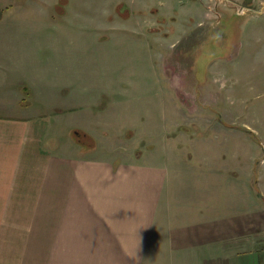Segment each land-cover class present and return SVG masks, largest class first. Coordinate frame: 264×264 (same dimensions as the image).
<instances>
[{
  "label": "rangeland",
  "instance_id": "374dc122",
  "mask_svg": "<svg viewBox=\"0 0 264 264\" xmlns=\"http://www.w3.org/2000/svg\"><path fill=\"white\" fill-rule=\"evenodd\" d=\"M244 2L0 0V52L20 56V80L56 86L40 109L64 115L82 154L161 161L187 134L233 171L239 138L264 261V0Z\"/></svg>",
  "mask_w": 264,
  "mask_h": 264
},
{
  "label": "crops",
  "instance_id": "0c3cea01",
  "mask_svg": "<svg viewBox=\"0 0 264 264\" xmlns=\"http://www.w3.org/2000/svg\"><path fill=\"white\" fill-rule=\"evenodd\" d=\"M22 69L0 52V264L264 263L239 138L233 171L187 134L191 148H164L161 161L82 154L64 115L40 109L56 86L24 82Z\"/></svg>",
  "mask_w": 264,
  "mask_h": 264
},
{
  "label": "trees",
  "instance_id": "16d2710c",
  "mask_svg": "<svg viewBox=\"0 0 264 264\" xmlns=\"http://www.w3.org/2000/svg\"><path fill=\"white\" fill-rule=\"evenodd\" d=\"M22 90H23L24 95H27L29 93V89L26 85L22 87ZM74 134H75V138H77L79 143H82L83 141H85L84 136L86 135V133H81L78 130H75ZM89 139L92 140L91 138ZM81 147H83V145H81Z\"/></svg>",
  "mask_w": 264,
  "mask_h": 264
},
{
  "label": "water",
  "instance_id": "95a60500",
  "mask_svg": "<svg viewBox=\"0 0 264 264\" xmlns=\"http://www.w3.org/2000/svg\"><path fill=\"white\" fill-rule=\"evenodd\" d=\"M250 0H245V2L244 3H247V2H249Z\"/></svg>",
  "mask_w": 264,
  "mask_h": 264
},
{
  "label": "clouds",
  "instance_id": "9594fccd",
  "mask_svg": "<svg viewBox=\"0 0 264 264\" xmlns=\"http://www.w3.org/2000/svg\"><path fill=\"white\" fill-rule=\"evenodd\" d=\"M133 264H135V261H133Z\"/></svg>",
  "mask_w": 264,
  "mask_h": 264
},
{
  "label": "flooded vegetation",
  "instance_id": "af4514ba",
  "mask_svg": "<svg viewBox=\"0 0 264 264\" xmlns=\"http://www.w3.org/2000/svg\"><path fill=\"white\" fill-rule=\"evenodd\" d=\"M85 149V148H84Z\"/></svg>",
  "mask_w": 264,
  "mask_h": 264
}]
</instances>
